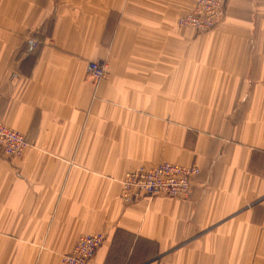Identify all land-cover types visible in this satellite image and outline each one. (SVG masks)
<instances>
[{
	"label": "crops",
	"instance_id": "0c3cea01",
	"mask_svg": "<svg viewBox=\"0 0 264 264\" xmlns=\"http://www.w3.org/2000/svg\"><path fill=\"white\" fill-rule=\"evenodd\" d=\"M197 0H0V264H264V0H227L198 35ZM102 58L108 75L86 77ZM160 161L196 164L188 198H121Z\"/></svg>",
	"mask_w": 264,
	"mask_h": 264
},
{
	"label": "built area",
	"instance_id": "2783aa9c",
	"mask_svg": "<svg viewBox=\"0 0 264 264\" xmlns=\"http://www.w3.org/2000/svg\"><path fill=\"white\" fill-rule=\"evenodd\" d=\"M197 11L184 17L183 23L201 29H208L215 23L216 18L222 15L221 0H199ZM91 72L99 77L103 73V66L89 62ZM98 74H97V73ZM0 144L10 154H18V150L26 144L24 137L13 129L0 123ZM199 172L197 167H183L180 165L161 163L155 168H141L127 174L124 184L131 195L139 196L141 193L158 194L175 198H188L192 192L191 177ZM101 234H86L79 238L72 262L66 264H83L91 260L101 245Z\"/></svg>",
	"mask_w": 264,
	"mask_h": 264
},
{
	"label": "rangeland",
	"instance_id": "374dc122",
	"mask_svg": "<svg viewBox=\"0 0 264 264\" xmlns=\"http://www.w3.org/2000/svg\"><path fill=\"white\" fill-rule=\"evenodd\" d=\"M198 1H199V0L196 1V3H195V5L193 6V8H191L189 11H187L184 15H182V16L179 18V24L182 25V26L184 25V26H189V27L193 28V29L196 31V33H197L198 35H200V34H204V33H207V32H211V31H213L214 29H216V28L222 23V20L224 19L225 15H226V11H227V0H221L222 15H221L220 17L216 18L215 23L213 24V26H211V27L208 28V29H201V28H198V27H195V26H192V25L184 24V23H183V20H182V19H183L184 17H186V16H188V15H192V14H194V13L197 11L198 7H196V5H197ZM92 61L95 62V63L98 64V65L100 64L101 66H103V73H102L101 76L96 77V74L90 71V69H89V62H92ZM96 73H97V72H96ZM97 74H98V73H97ZM107 75H108V64H107V62H106L104 59H102V58H95V59H90V60L87 61V66H86V77H87L88 79H90L92 82L97 83V82H99L100 80L106 78ZM0 123H1L2 125H4V126H7V127L11 128V129H13V130H14L15 132H17L19 135L22 134V136L24 137V139H25V141H26V144L18 150V152H17L18 154H10V153H8V152L5 150L4 146H2L1 144H0V153H1L2 155H4L5 157L10 158V159H12V158H20V157H22V156L25 154L26 150L31 146V142H30L29 138L27 137V135H26L25 133H23V132H21V131L15 129V128H13V127H11V126H9V125H7V124L1 122V121H0ZM161 163H170V164L180 165V166H183V167H197V168L199 169V172L196 173L195 175H193V176L191 177V182H192V184H193L194 177H195L196 175H198V174L201 172V168H200L198 165H196V164L183 165V164L174 163V162H170V161H160L159 163H157V164H155V165H153V166H151V167L139 166V167H137V168H135V169L128 170V171L125 172V174L123 175V177H122V179H121V187H122V189H121V198H122V200H123L124 202L130 204V203L135 202V201H137V200H140V199H142V198L162 196V195H158V194H145V193H141L139 196L131 195V192H129V191L126 189V186H125V184H124V180H125V178H126V176H127L128 173H130V172H132V171H138V170H140L141 168H146V169L155 168V167H157L158 165H160ZM167 197H169V196H167ZM172 198H175V197H172ZM86 234H101V233H85V234H82L81 236L86 235ZM101 235L103 236V240H102V243H101V245H102L103 242H104V235H103V234H101ZM81 236H80V237H81ZM80 237H79V238H80ZM79 238H78V240H79ZM78 240H77V242H78ZM77 242L75 243V246H76ZM101 245H100V246H101ZM75 246H74L71 250H69V251H67V252H65V253L62 254L60 264H66V262H69V263L72 262V260H71L70 258H68V257H69V256H73L74 251H75ZM100 246H99V247H100ZM99 247L97 248V250H96V252H95L93 258H92L91 260H88L87 262H84L83 264H88L90 261H92V260L94 259L95 255H96V253H97V251H98V249H99Z\"/></svg>",
	"mask_w": 264,
	"mask_h": 264
}]
</instances>
